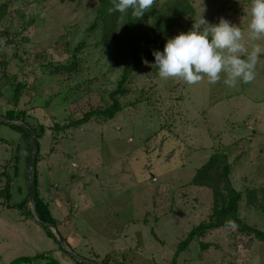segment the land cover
I'll list each match as a JSON object with an SVG mask.
<instances>
[{
  "label": "rangeland",
  "instance_id": "374dc122",
  "mask_svg": "<svg viewBox=\"0 0 264 264\" xmlns=\"http://www.w3.org/2000/svg\"><path fill=\"white\" fill-rule=\"evenodd\" d=\"M5 1L0 116L16 107L27 111L33 125H44L39 195L49 204L66 247L56 231L51 235L36 219L29 198L27 130L0 122V188L6 183L1 173L9 172L10 204L16 205L8 207L0 198V264H264V240L253 233L221 226L190 235L213 212L212 189L192 179L216 152L233 164V185L242 193L240 216L264 232V54L255 81L236 88L222 80L211 85L206 77L196 85L161 79L153 55L201 18L213 25L224 18L247 37L250 0H156L155 9L167 2L173 8L164 17L165 31L152 59L129 74L127 90L119 96L123 109L112 119L94 116L62 130L55 125L112 103L110 93L134 60L136 47L97 45L100 27L88 28L99 0L0 3ZM31 15L35 23L23 29ZM9 32L19 34L17 43L7 42ZM83 41L77 70L55 71L56 65L72 61ZM18 81L26 86L15 106ZM26 198L30 214L19 205ZM186 239L191 240L177 256ZM20 257L30 262H15Z\"/></svg>",
  "mask_w": 264,
  "mask_h": 264
},
{
  "label": "trees",
  "instance_id": "16d2710c",
  "mask_svg": "<svg viewBox=\"0 0 264 264\" xmlns=\"http://www.w3.org/2000/svg\"><path fill=\"white\" fill-rule=\"evenodd\" d=\"M37 1L40 2L45 0ZM110 7H112L111 0H99V4L96 7V17L88 30L91 32L100 27V40L97 45L101 46L105 50H110L126 43L135 46V58L131 63L125 65L122 77L118 82V87L110 93L112 103L109 106L104 109L89 111L83 117L79 119H71V121L66 124H56V130L80 126L84 123H88L94 116H100L103 120L112 119L118 111L123 109V106L119 100V96L124 94L127 90V88L125 87V83L128 80L129 74L134 68L138 67L144 59H152V57H150L152 48L154 44H156L159 36L163 33V31H165L164 17L172 10L173 5L167 2L158 9H155V7L153 6V8L149 12L145 13L141 19H133L130 11L126 15H121L119 12H113L110 14L108 12V9ZM8 11V2H1L0 22L7 15ZM24 21L25 22L23 29H27L29 26L35 23V17L31 15L27 20ZM6 35L8 43H17L16 36L19 35L18 33L11 34L9 32ZM85 46L86 43L84 41L83 43L77 45L71 55L72 61L67 64L61 63L56 65L54 68L56 69L55 71L58 70L59 72L61 70H65L68 74L76 71L78 68L77 53L84 49ZM140 47L142 48V54L138 55V50H140ZM2 65L4 68H7L8 62L6 60H3ZM48 65L54 64L52 62H49ZM4 73L6 74V71ZM25 86L26 85L22 81L17 82L13 94L15 106H18ZM1 118L6 120L14 119L15 122L11 123L20 130L26 129V135L28 137L31 132V128H34L36 131L35 138L37 142L38 153L36 155V165L33 172L34 184L36 187V203L34 212L39 219V223L43 227H45L47 231L52 235L53 230L42 223L48 222L52 225H55V223L53 222V217L50 213L49 204L46 203L44 198L40 197L39 195V174L37 170L40 154L39 138L42 137V132H45V127L42 124L33 125L30 119H28L27 111L25 109L17 110L16 107L8 109L4 116H2ZM0 122L10 123L1 120ZM31 154L32 149L28 158L29 163L31 161ZM16 169L14 172L15 174ZM232 172L233 164L229 161L228 156L221 152L212 154L209 159L196 171L195 175L193 176L192 183L199 186H206L212 189L214 208L212 214L210 215V219L208 221L201 222L190 232L191 237L196 234H204L207 230L212 228L226 226L227 221H233V227H237L241 231H244L248 234L253 233L259 240H264V232L251 226L240 216L239 209L242 200V193L233 185ZM1 174L6 175V183L4 187L0 188V198L4 199V205L8 207H16L15 204H10V198L12 195L11 182L13 181V176L6 171ZM28 200L29 198L24 199L19 203V205L21 206V209L25 208L26 211L30 214V210L32 209H28ZM55 238L58 237L55 236ZM189 240L191 239H186L185 241L180 243V249L176 254L177 256L186 247V245L189 243ZM24 261L30 262V258L20 257L15 260V262Z\"/></svg>",
  "mask_w": 264,
  "mask_h": 264
},
{
  "label": "clouds",
  "instance_id": "9594fccd",
  "mask_svg": "<svg viewBox=\"0 0 264 264\" xmlns=\"http://www.w3.org/2000/svg\"><path fill=\"white\" fill-rule=\"evenodd\" d=\"M156 0H111V14L131 12L141 19ZM247 37L241 27L221 18L210 24L204 18L195 21L193 29L168 39L163 51H154L155 66L161 79H174L196 85L205 77L215 85L221 80L229 88L250 84L257 76V66L264 54V0H250ZM252 41L250 45L246 43ZM226 226H234L227 221Z\"/></svg>",
  "mask_w": 264,
  "mask_h": 264
},
{
  "label": "water",
  "instance_id": "95a60500",
  "mask_svg": "<svg viewBox=\"0 0 264 264\" xmlns=\"http://www.w3.org/2000/svg\"><path fill=\"white\" fill-rule=\"evenodd\" d=\"M1 121H5V122H15L14 119H3L0 118ZM36 131L34 128H31V132L29 134V142H30V147L32 149V154H31V161H30V165H29V198L33 201L34 207H35V203H36V187L34 184V178H33V172H34V168L36 165V155L38 153V148H37V142H36ZM36 219L39 221V219L36 217ZM44 225H46L48 228L56 231V226L52 225L51 223L48 222H42ZM57 232V231H56ZM57 236L59 238V242L62 244V246H65V242L64 239L60 236V234H58L57 232ZM88 264H95V263H89ZM103 264V263H100Z\"/></svg>",
  "mask_w": 264,
  "mask_h": 264
}]
</instances>
